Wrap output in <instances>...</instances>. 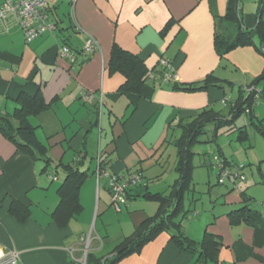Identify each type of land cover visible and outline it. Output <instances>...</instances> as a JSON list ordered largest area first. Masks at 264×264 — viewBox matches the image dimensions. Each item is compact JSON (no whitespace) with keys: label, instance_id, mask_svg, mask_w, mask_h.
Masks as SVG:
<instances>
[{"label":"crops","instance_id":"crops-1","mask_svg":"<svg viewBox=\"0 0 264 264\" xmlns=\"http://www.w3.org/2000/svg\"><path fill=\"white\" fill-rule=\"evenodd\" d=\"M227 5L228 0H48L55 33L29 43L15 17L0 20V115L13 116L21 94L38 96L47 105L27 117L44 147L39 155L19 150L0 132L2 251H17L20 264H78L84 248L80 240L89 236L87 254L93 262L114 254L124 238L156 213L155 203H142L139 197L145 188L163 193L157 184L165 174V186L176 180L175 142L181 127L203 110L226 112L239 97L238 90L264 70V57L252 46L217 54L215 34L232 35L217 23ZM237 8L241 29L251 31L259 20L264 27V0H239ZM88 37L97 41L95 53L78 54L73 65L61 58L62 46L80 53ZM253 41L259 45L256 35ZM113 45L136 56L146 73L157 78L159 61L169 60L175 82L148 79L139 93L121 92L124 77L108 69ZM208 78L204 88L182 90ZM86 94L93 100H84ZM98 159L109 174L141 172L142 186L131 187L126 213L111 205L107 178L96 180ZM249 159L248 164L264 163V152ZM78 161L87 172L78 190L81 211L67 217L57 212L64 178L58 166ZM230 189L213 190L216 199L222 196L219 208L196 213L194 219H186L188 215L182 223L184 234L194 242H200L204 232L217 238V264H264V178ZM243 191L252 198L251 212L244 215L247 222L233 223L228 213L242 206ZM12 204L20 207L24 221L11 214ZM115 264L209 263L161 233Z\"/></svg>","mask_w":264,"mask_h":264},{"label":"trees","instance_id":"trees-1","mask_svg":"<svg viewBox=\"0 0 264 264\" xmlns=\"http://www.w3.org/2000/svg\"><path fill=\"white\" fill-rule=\"evenodd\" d=\"M238 1L239 0H228L226 14L217 22L220 28L227 29L232 35L223 36L222 34L216 33L214 36L215 50L217 54L222 57L237 48L252 46L264 57L263 23L259 20L255 28L251 31H244V29H241L239 10L237 8ZM236 29L237 33L235 32ZM255 35L258 37L259 45L253 41ZM73 52L75 53L73 64H75L78 54L84 52ZM108 69L110 72L120 73L124 77L125 82L120 88L121 92L124 93H139L145 80H148V73H146L142 62L136 56L124 51L117 45L112 46ZM157 74L159 76L161 70H159ZM208 81L209 78L198 85H187L182 90H199L204 88ZM250 87H253V91L247 93L245 89ZM238 93L239 97L235 102L228 104L226 114L214 112L212 110H203L196 118L181 127V135L175 142V147L177 149L175 173L177 174V178L170 186L169 193L165 195L150 194L147 193L146 188L142 192L145 198L158 202L156 213L146 218L130 236L124 238L116 247L114 254L105 259L94 260L93 262H90L89 255L87 254L86 264H115L126 256L139 251L161 233L168 234L170 240L181 250L189 254H199V259H202L203 262L217 264V249L219 246L217 238L208 232H204L202 240L200 242H194L184 234L182 223L191 211L184 206L183 201L187 195L193 192V169L195 168L193 158L195 154L192 153L191 148L200 142V138L205 134V130L208 126H212V133L214 132L213 136L215 138L219 131L226 129L235 134L236 142L243 146H247L250 141L246 127L234 126V121L239 118L240 115L245 114L250 126H252L254 131L264 139V119L259 120L254 114L257 101L262 100L264 102V70L259 77L252 80L243 89L240 88ZM17 102L19 107L13 116L7 117L0 115V132L9 141L15 144L19 150L27 152L35 157L44 151V147L37 141L35 129L28 125L27 117L40 114L47 109V105L40 97H28L25 94H21ZM215 156L218 159L217 162H213L210 159L208 162L204 161L203 165L209 169H215L217 172V184L225 185L227 181L232 191L233 188L242 184L243 181H234L231 178H227L224 182L219 183L218 166L223 169L238 165H234L220 153ZM81 163L82 161H78L74 165L61 164L58 166L61 167L64 178L58 190L60 203L57 212L65 213L67 217H73L81 211V206L78 201V190L83 180L87 177V172H83L79 168ZM139 173L141 174V172ZM141 186L142 182L135 187ZM131 190V188L127 190L126 199L129 198ZM241 200L242 206L228 213V217L233 223L241 220L248 221V217L244 215L251 212L250 205L252 204V198L243 191L241 192ZM13 207L15 210H13L14 208L11 206V214L15 216L17 220L24 221L25 215L21 216V214H18L20 207L18 205H13Z\"/></svg>","mask_w":264,"mask_h":264},{"label":"built area","instance_id":"built-area-1","mask_svg":"<svg viewBox=\"0 0 264 264\" xmlns=\"http://www.w3.org/2000/svg\"><path fill=\"white\" fill-rule=\"evenodd\" d=\"M15 17L20 30L23 33V37L26 43L38 38L43 34H54L56 27L55 24L50 20L48 12V0H5L0 5V20H5L7 17ZM98 49L97 41L91 37L86 40L82 51L91 55ZM61 58H65L70 65L74 63L75 53L70 50L67 46H62L60 49ZM161 74L159 79L166 82H175V70L169 60L161 59L159 61ZM148 79L156 80L157 76L153 73L148 74ZM247 93L253 91V87L245 89ZM86 101H92L93 96L86 94L83 98ZM101 98L98 100L99 106L101 105ZM213 162H217L216 156L211 159ZM218 181L219 183L224 182L225 179L231 178L234 181H244L241 170L243 165H238L232 168H220L218 166ZM105 167H102L101 161L98 159L96 163V169L94 176L98 180L101 176L107 178V189L110 193L111 205L115 210L120 211L122 206L126 204V192L131 187L142 182V175L139 172L131 173L126 176H119L109 174ZM84 246L83 248V259L78 264H86L87 249L89 246L90 237H83L80 240ZM72 250L68 253L72 257ZM74 260V258L72 257ZM0 264H20L19 253L15 250L2 251L0 249Z\"/></svg>","mask_w":264,"mask_h":264},{"label":"rangeland","instance_id":"rangeland-1","mask_svg":"<svg viewBox=\"0 0 264 264\" xmlns=\"http://www.w3.org/2000/svg\"><path fill=\"white\" fill-rule=\"evenodd\" d=\"M236 88L237 87H234L233 89V95H235V97L237 93ZM218 110H220L219 107ZM222 110L224 111V109ZM222 114H226V112H222ZM255 114L258 118H264V104L261 100L255 105ZM234 124L235 127H246L250 139L249 145L251 146L247 145L243 148V146L235 142V134L230 133V131H227L226 129L219 131L217 137L215 138L213 136L214 132L212 133V126H208L205 130V134L200 138V142L191 148L192 153L195 154L193 158V164L195 168L193 169V192L187 195L183 201L184 206L191 211L186 219H190V216L191 219H194L193 217H196V213L197 215H200L203 213V211L214 209L216 205H218L217 207L219 208L220 203L222 202H219V200L222 198V196L220 195L221 197L216 199L217 197L215 193L213 194V190L218 191L219 189H230V185L227 181L225 185H218L216 170L209 169L203 165L204 161L208 162V160L213 159V157L217 155L219 151H222L229 158L233 157L235 162L232 163L234 165L244 166L241 170L243 176L245 177V180L242 182L243 186H250L255 180L264 178V163H260V161L252 163V161H250L252 164H248L246 162L249 158V160H251V156H253V154L264 152V139L249 125L248 118L245 114L240 115L239 118L234 121ZM229 144L231 145L229 146ZM234 151L236 152L235 154H239L240 157L235 156ZM245 155L248 156V158L245 159ZM241 157L245 160H242ZM168 176L169 175L166 174L163 175L162 179L157 184L158 190H161L160 192L163 191V193H161L163 195L169 193L170 185L165 186V184H167L166 181ZM147 193L153 194L152 191L150 192L148 190ZM139 198L142 203H155L156 207H158L157 201L145 198L142 193L140 194ZM134 201L135 200H133V202ZM122 207L121 211L126 213L124 206Z\"/></svg>","mask_w":264,"mask_h":264}]
</instances>
